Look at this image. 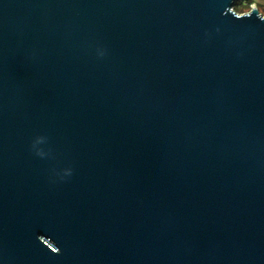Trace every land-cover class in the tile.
I'll return each instance as SVG.
<instances>
[{
	"label": "water",
	"instance_id": "obj_1",
	"mask_svg": "<svg viewBox=\"0 0 264 264\" xmlns=\"http://www.w3.org/2000/svg\"><path fill=\"white\" fill-rule=\"evenodd\" d=\"M236 0H0V264H264V15Z\"/></svg>",
	"mask_w": 264,
	"mask_h": 264
},
{
	"label": "trees",
	"instance_id": "obj_2",
	"mask_svg": "<svg viewBox=\"0 0 264 264\" xmlns=\"http://www.w3.org/2000/svg\"><path fill=\"white\" fill-rule=\"evenodd\" d=\"M253 7V0H236L233 6V10L237 14H246L251 11Z\"/></svg>",
	"mask_w": 264,
	"mask_h": 264
},
{
	"label": "crops",
	"instance_id": "obj_3",
	"mask_svg": "<svg viewBox=\"0 0 264 264\" xmlns=\"http://www.w3.org/2000/svg\"><path fill=\"white\" fill-rule=\"evenodd\" d=\"M253 8H257L264 15V0H253Z\"/></svg>",
	"mask_w": 264,
	"mask_h": 264
},
{
	"label": "clouds",
	"instance_id": "obj_4",
	"mask_svg": "<svg viewBox=\"0 0 264 264\" xmlns=\"http://www.w3.org/2000/svg\"><path fill=\"white\" fill-rule=\"evenodd\" d=\"M252 8H253V7H252ZM252 8H251V9H252Z\"/></svg>",
	"mask_w": 264,
	"mask_h": 264
},
{
	"label": "rangeland",
	"instance_id": "obj_5",
	"mask_svg": "<svg viewBox=\"0 0 264 264\" xmlns=\"http://www.w3.org/2000/svg\"><path fill=\"white\" fill-rule=\"evenodd\" d=\"M261 13V12H260ZM262 14V13H261Z\"/></svg>",
	"mask_w": 264,
	"mask_h": 264
}]
</instances>
